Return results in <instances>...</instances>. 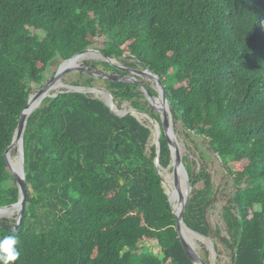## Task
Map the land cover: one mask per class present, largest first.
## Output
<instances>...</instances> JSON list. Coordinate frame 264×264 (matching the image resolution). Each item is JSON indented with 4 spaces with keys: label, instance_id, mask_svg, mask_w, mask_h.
I'll return each instance as SVG.
<instances>
[{
    "label": "trees",
    "instance_id": "trees-1",
    "mask_svg": "<svg viewBox=\"0 0 264 264\" xmlns=\"http://www.w3.org/2000/svg\"><path fill=\"white\" fill-rule=\"evenodd\" d=\"M89 48L159 76L174 125L200 136L231 177L221 242L232 264H264V0H0V207L18 201L4 153L32 85ZM105 80L114 101L146 111L137 83ZM150 137L135 117H117L88 95L44 99L24 133L21 222L14 229L15 220L0 219V240L15 237L20 253L10 264H193ZM159 161L171 162L163 132ZM185 168L192 192L184 223L213 239L221 230L205 219L211 177Z\"/></svg>",
    "mask_w": 264,
    "mask_h": 264
},
{
    "label": "water",
    "instance_id": "water-1",
    "mask_svg": "<svg viewBox=\"0 0 264 264\" xmlns=\"http://www.w3.org/2000/svg\"><path fill=\"white\" fill-rule=\"evenodd\" d=\"M87 53H96L98 56L96 57V59H93L95 61L108 63L109 65L116 68L117 70L123 71V72L128 73V74H132V76H133L132 81L137 83L139 85V87L142 89L146 100L153 107H157L159 109L160 121L157 122V120L155 118H153L146 111L138 110V109L132 107V109L134 111L142 113L143 115H145L146 118L151 121V123H153V124L157 123L159 128H160V131L156 134V136L154 138L153 146L156 147V157L154 159V164H155L157 173H158L159 177L161 178L163 187H165V186L167 187V182L163 178L161 170H165L166 172H168V170L170 168H173V170L170 174L174 175V180H173L174 190L172 191V193L170 191L168 192L165 190V193L168 197V202L171 206L172 212L176 218V228H177L179 238L181 240V243L184 247L186 254L190 258V260L193 262V264H208L202 259L201 255L197 252L196 247H195V243H193V240L197 239V240H205L206 242H209V238H207V237L193 231L192 229H190L184 223V220H183L184 211H185L186 206H187V204L191 198L192 186L189 182V175H188V172H187L185 165H184V162H183V155L181 153L180 146H179V144L176 140V137L173 133V117H172V114L170 111V106H169V103H168V100H167V97L165 94L164 86H163L159 76L157 74L149 71L148 69L142 70V69H134L132 67H125V66L121 65L117 59L109 58L105 54H103L101 51H99L97 49H93V48L86 49V50L74 55L70 59L62 62V64L59 66L58 70L56 71L55 75L52 77V79L49 82H47L45 85H43L33 95L32 94L29 95L27 105L25 106V108L22 110V112L20 114L17 127L15 129L14 134H13V139H12L10 145L8 146V148L6 149V151L4 153L8 167L11 171V174H12V176L15 180L16 186L18 188V201L14 204L0 207V218H5L8 216L6 214V211L11 210V209H17L16 217H15L16 224H15L14 229L17 228V226L19 225V223L21 222V219H22V213L24 210V205L27 201L26 176H25L24 133H25L26 125H27V122L29 120L30 115L33 113L34 110H36L37 108H39L41 106L42 101L46 98H55L59 94H62V93H81L84 95H88L89 93L93 92L94 89H96V87H81V86H69V85H67L65 90L55 92V93H50L52 86L56 82H60L66 74L71 73L72 71L81 70V71L88 72V73L92 74L86 68H82V67L76 66L74 64V61H76L77 58H79L80 56L87 54ZM98 77H101L102 79H108L111 81H123V80H125V77H109L107 75H102V74H99ZM138 78H145V79H148L150 81H153L156 84V88L154 90L156 91L157 96L151 95L147 91L146 87L138 81ZM100 89H102V88H100ZM102 90H104L107 93V96H108L110 101L114 100L113 96L111 95V93L108 90H106V89H102ZM32 97H34V100L37 101V105L33 108V110L30 112V114H28L27 109L30 106ZM94 98L102 101L109 108L111 113L114 114L115 116L125 117L128 115H131V116L135 117L141 124L147 126L146 124H144L141 121V119H139L133 113H126V114L120 115L116 111L113 110V108L111 107V105L107 101H105V100H103L97 96ZM156 100L159 102L160 107H158V105L156 104V102H155ZM147 127L152 132V129L149 126H147ZM162 132L166 136V139H167V142H168V145L170 148V152H171V162L167 168H163L160 165V161H159L160 160V141H161V133ZM15 144L17 145L16 149H17V153H18L17 157H18V161H19V171H16L11 167V165L9 163V159H8V155L10 154V152H11V150ZM173 193H174V196L177 195L178 202L180 201V205H179V208L177 210L174 208V205H173V200H172V198H173L172 194ZM185 230L187 232H185Z\"/></svg>",
    "mask_w": 264,
    "mask_h": 264
},
{
    "label": "rangeland",
    "instance_id": "rangeland-1",
    "mask_svg": "<svg viewBox=\"0 0 264 264\" xmlns=\"http://www.w3.org/2000/svg\"><path fill=\"white\" fill-rule=\"evenodd\" d=\"M38 33L40 35H44L43 33ZM93 61L95 60H83L78 64L79 67L86 68L92 74L81 70H75L71 73L66 74L61 81L65 85L69 86L96 87L97 89H106L111 93V91L114 89L111 88V86L107 83L105 79L98 77V75L102 74L107 75L109 77H120V75L110 69L105 68L103 65L92 66L91 62ZM118 62L125 67H131L128 64H131L133 61L131 59L123 57L121 59H118ZM57 70L54 71L53 68H48V70L44 74L45 81L42 85L33 84L32 93H35L43 85L49 82L55 75ZM138 81L142 85L149 86L153 90L156 88V84L148 79L138 78ZM88 96L93 98L96 97L94 92L89 93ZM138 100L140 104L145 107L147 113H152L156 117L160 118L159 109L157 107H153L150 103L145 102V97H139ZM114 102L117 103L119 110H129L130 108H132V105L129 101H120L118 99ZM155 102L157 104V101ZM141 121L147 126H149L151 129L153 128V126H155V124H157L151 123V121L147 119L145 115L142 116ZM173 133L180 146L181 153L183 155L184 165H186L187 163L190 164L192 170L194 171H198L201 168L205 169L206 172L210 175L211 182L213 185V196L215 197V201L212 207L207 211L205 219L213 232L216 229H219L221 230V233L219 235L215 233L213 239L209 238L210 243L201 242L200 240L195 239L193 243H195L196 250L201 255V257L206 260V262H208V264H232V249L229 246L225 245L223 242H221V237H227L222 212L223 207L228 205V201L232 195L233 184L231 181V177L229 176L226 167L222 163L219 156L209 147V145L200 136H197L193 133L185 132L181 129L179 124L174 125V123ZM153 144L154 138L153 132H151L148 148L153 146ZM17 154V149H14L13 155ZM172 170L173 168H170L168 172L171 173ZM202 185V182H200L197 187H202ZM164 188L166 191H170L168 187L165 186ZM256 208H258V206ZM15 217L16 213L13 216H7L4 219H7L12 223L15 220ZM146 245L151 246V250L155 254L160 255V251L156 244H154V242H147ZM215 245H217L216 248Z\"/></svg>",
    "mask_w": 264,
    "mask_h": 264
},
{
    "label": "bare ground",
    "instance_id": "bare-ground-1",
    "mask_svg": "<svg viewBox=\"0 0 264 264\" xmlns=\"http://www.w3.org/2000/svg\"><path fill=\"white\" fill-rule=\"evenodd\" d=\"M98 55L96 53H87V54H84L82 56H80L79 58L76 59V61H74V64L76 66H78V64L83 61V60H93V59H96ZM66 86L62 81L60 82H56L53 86H52V89L50 90V93H55V92H59V91H62V90H65L66 89ZM93 92L95 93V95L105 101H107L111 107L113 108L114 111H116L118 114H123V113H133L134 115H136L139 119L142 118V114L139 113V112H136L134 111L132 108H130L129 110H119L118 109V106H117V103H115L113 100L110 101L108 96H107V93L101 89H94ZM34 93H32L33 95ZM157 101V100H156ZM37 105V101L34 100V97H32V100H31V103H30V106L29 108L27 109V112L28 114H30V112L33 110V108ZM157 105L158 107L159 106V102L157 101ZM159 126L157 124H155V126H153L152 128V132H153V138H155L156 134L159 132ZM17 145L15 144L10 152V154L8 155V159H9V163L11 165V167L16 170V171H19V161H18V157L17 155H13V150L16 149ZM162 175H163V178L165 177V181L167 182V187L170 189V192L172 193V191L174 190V175L173 174H170L169 172H166L165 170H162ZM184 190V189H183ZM173 198V205H174V208L177 210L179 208V205H180V201L178 202V199H177V195L174 196V193L172 194ZM17 212V209H11V210H8L6 211V214L8 216H13L15 213ZM185 232H187L185 230ZM201 242H206L205 240H200ZM194 242V240H193Z\"/></svg>",
    "mask_w": 264,
    "mask_h": 264
},
{
    "label": "clouds",
    "instance_id": "clouds-1",
    "mask_svg": "<svg viewBox=\"0 0 264 264\" xmlns=\"http://www.w3.org/2000/svg\"><path fill=\"white\" fill-rule=\"evenodd\" d=\"M16 243V238L12 236L0 240V264H10L19 258L20 253L14 247Z\"/></svg>",
    "mask_w": 264,
    "mask_h": 264
},
{
    "label": "flooded vegetation",
    "instance_id": "flooded-vegetation-1",
    "mask_svg": "<svg viewBox=\"0 0 264 264\" xmlns=\"http://www.w3.org/2000/svg\"><path fill=\"white\" fill-rule=\"evenodd\" d=\"M120 77H121V75H120ZM122 77H125V81H132L133 80L132 74L124 73V75H122Z\"/></svg>",
    "mask_w": 264,
    "mask_h": 264
}]
</instances>
